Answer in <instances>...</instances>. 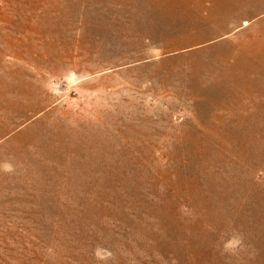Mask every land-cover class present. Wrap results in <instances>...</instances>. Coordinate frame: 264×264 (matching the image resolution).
Returning <instances> with one entry per match:
<instances>
[{
    "label": "rangeland",
    "instance_id": "rangeland-1",
    "mask_svg": "<svg viewBox=\"0 0 264 264\" xmlns=\"http://www.w3.org/2000/svg\"><path fill=\"white\" fill-rule=\"evenodd\" d=\"M0 264H264V0H0Z\"/></svg>",
    "mask_w": 264,
    "mask_h": 264
}]
</instances>
